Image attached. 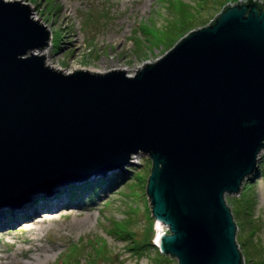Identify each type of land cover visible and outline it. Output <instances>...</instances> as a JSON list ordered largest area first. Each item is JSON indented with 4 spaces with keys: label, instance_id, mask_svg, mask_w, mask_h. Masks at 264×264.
<instances>
[{
    "label": "water",
    "instance_id": "1",
    "mask_svg": "<svg viewBox=\"0 0 264 264\" xmlns=\"http://www.w3.org/2000/svg\"><path fill=\"white\" fill-rule=\"evenodd\" d=\"M35 6L0 0V211L152 160L147 194L179 264H245L226 193L264 149V9L231 5L155 63L65 73ZM40 198V197H39Z\"/></svg>",
    "mask_w": 264,
    "mask_h": 264
},
{
    "label": "rangeland",
    "instance_id": "2",
    "mask_svg": "<svg viewBox=\"0 0 264 264\" xmlns=\"http://www.w3.org/2000/svg\"><path fill=\"white\" fill-rule=\"evenodd\" d=\"M18 1L35 6L34 19L49 32L47 66L49 60L65 73L99 68L103 71L94 73L118 70L133 76L208 26L226 6L244 0ZM74 64L86 70L69 72ZM259 154L252 188L248 176L239 192L225 195L246 264H264V149ZM132 161L143 188L127 186L134 173L111 172L63 187L56 197L39 196L33 204L38 210L23 217L16 208L17 216L11 209L0 214V264H179L156 244L170 229L153 215L145 189L152 160L142 153ZM104 180L117 183L102 185ZM88 188L99 191L91 196Z\"/></svg>",
    "mask_w": 264,
    "mask_h": 264
},
{
    "label": "bare ground",
    "instance_id": "3",
    "mask_svg": "<svg viewBox=\"0 0 264 264\" xmlns=\"http://www.w3.org/2000/svg\"><path fill=\"white\" fill-rule=\"evenodd\" d=\"M51 30V29H50ZM35 52H38L39 54H42V55H45V56H48V53H49V46H46V47H44L43 49H39V50H35ZM48 62H47V64H48V66L49 67H52V68H54V69H66V68H63V67H61V65H56V64H54V63H51V62H49V60H47ZM79 69H83V70H86L84 67H82L81 65H77V64H74L71 68H69V72H73V71H77V70H79ZM91 71H93V72H101V71H103V70H101V69H99V68H95L94 70H91ZM136 157H138V156H136ZM135 157V158H136ZM57 195V194H56ZM49 197H56V196H48L47 198L49 199ZM38 200V199H37ZM36 201V200H35ZM35 201H33V202H30L29 204L31 205V207H30V211L29 210H26V205L25 206H23L22 208H20V209H17L20 213L19 214H17V215H19V216H21V217H23V216H25L26 214H28V213H31V212H35V211H37L38 210V207H33L34 205V203H35ZM47 201H49V200H47ZM46 201V202H47ZM56 203V202H55ZM9 209H11L14 213V215L15 216H17L16 215V210L14 209V208H8V207H4L1 211H0V214H3V215H6L7 213H5L7 210H9ZM3 212V213H2ZM1 220V219H0ZM159 224H161V222H159ZM163 234V233H162ZM161 233H160V236L162 235ZM160 236H159V238H160Z\"/></svg>",
    "mask_w": 264,
    "mask_h": 264
},
{
    "label": "trees",
    "instance_id": "4",
    "mask_svg": "<svg viewBox=\"0 0 264 264\" xmlns=\"http://www.w3.org/2000/svg\"><path fill=\"white\" fill-rule=\"evenodd\" d=\"M229 6H226L224 9H223V11L225 10V9H227ZM219 16V15H218ZM218 16H216L210 23H209V25H211V24H214L215 22H216V19L218 18ZM182 40V39H181ZM122 173H124V172H122ZM134 172H132V170L130 171V174H133ZM138 173V172H137ZM137 173H134V176H133V178L131 179V181H129V183L127 184V186L128 187H131L132 185H134V184H136L137 182L139 183V182H141V180H140V178H141V174H137ZM256 174V173H255ZM140 175V176H139ZM253 176H254V174L250 177V181L248 182V187L249 188H252V185L250 184L251 183V179L253 178ZM123 174L121 175L120 174V176H119V178H116V180H118V182L119 181H121L122 179H123ZM135 177V178H134ZM105 179V178H104ZM137 179V180H136ZM139 180V181H138ZM115 182H112V181H110L109 183H106V180H104V181H102V185H108V186H112V185H115L114 184ZM137 183V185H139L140 186V188H143L144 186L141 184H138ZM147 185H148V183H147ZM95 188H88L87 190H93L94 192L93 193H91V196H93L94 195V193H97L99 190H98V188H96L95 190H94ZM146 191H147V186H146ZM74 195L75 196H79V195H76L75 193H74ZM74 195H73V197H74ZM73 197H71V198H73ZM74 198H76V197H74ZM78 198V197H77ZM80 199H83L82 197L80 198ZM146 245V244H145ZM160 250V249H159ZM242 252V251H241ZM245 254H243L242 253V256H243V260H244V263L246 264V262H245V256H244ZM170 258H175L174 256H171L170 255Z\"/></svg>",
    "mask_w": 264,
    "mask_h": 264
},
{
    "label": "flooded vegetation",
    "instance_id": "5",
    "mask_svg": "<svg viewBox=\"0 0 264 264\" xmlns=\"http://www.w3.org/2000/svg\"><path fill=\"white\" fill-rule=\"evenodd\" d=\"M249 1L250 0H247V2H249ZM253 1H257V3L259 4V6L264 9V0H253Z\"/></svg>",
    "mask_w": 264,
    "mask_h": 264
}]
</instances>
